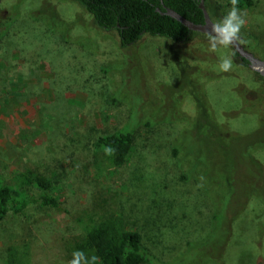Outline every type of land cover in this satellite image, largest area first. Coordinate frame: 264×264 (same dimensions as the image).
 I'll return each mask as SVG.
<instances>
[{
    "label": "rangeland",
    "instance_id": "374dc122",
    "mask_svg": "<svg viewBox=\"0 0 264 264\" xmlns=\"http://www.w3.org/2000/svg\"><path fill=\"white\" fill-rule=\"evenodd\" d=\"M241 11L246 18L241 40L264 59V0ZM7 12L5 28L0 25V182H10L18 171L41 170L51 177V194L60 203H30L0 222V264H6L4 246L22 252L27 264H93L91 254L78 250L75 241L84 226L108 218L137 230L162 262L156 264H264L261 197L253 195L246 202L227 240L221 238L214 246L218 229L211 230L215 210L229 189L227 159L224 152H212L213 147L222 148L211 141H251L262 108L249 100L264 88V79L233 57L232 48L210 52L205 35L197 31L178 44L144 34L124 50L116 30L98 27L72 0H0V18ZM211 19L217 20L213 15ZM175 50L192 68L214 73L199 82L204 83L213 116L236 139L208 137L206 127L192 131L196 108L187 96L180 120L135 130L133 149L123 165H109L101 153H91L84 141L118 126L127 116L124 102L114 106L107 100L112 90L109 75L119 79L121 70L126 75L133 72L127 87L133 98L138 83L145 80L146 105L161 114L177 91L171 58ZM225 54L233 59L229 72L218 70ZM126 56L129 60L120 71L100 69L102 63L118 64ZM188 153L192 154L186 158L201 162L205 170L194 165L191 170L185 162L179 166ZM252 155L264 166V148L253 149ZM203 170L209 171L210 181L212 176L221 182L203 183L197 176ZM209 231L210 238L203 239ZM187 241L199 244L182 254Z\"/></svg>",
    "mask_w": 264,
    "mask_h": 264
},
{
    "label": "trees",
    "instance_id": "16d2710c",
    "mask_svg": "<svg viewBox=\"0 0 264 264\" xmlns=\"http://www.w3.org/2000/svg\"><path fill=\"white\" fill-rule=\"evenodd\" d=\"M76 2L84 11L90 13L94 23L106 30H116L119 46L121 49H129L136 44L144 34L151 36H160L169 39L173 43H184L188 41L193 31L189 30L176 19L166 15L165 7H169L185 18L195 22H203V13L199 7L200 0H72ZM257 0H238L240 9L251 8ZM204 5L210 15L217 20L226 15L225 9L231 7L230 0L220 2L218 0H204ZM157 8L159 10H157ZM56 20L58 16L53 14ZM10 18L9 12L0 18V25L5 28V24ZM59 21V20H58ZM1 32V31H0ZM205 35V34H204ZM245 48L249 49V42L241 40ZM254 41V40H253ZM173 49V48H171ZM250 50V49H249ZM251 51V50H250ZM129 55V54H127ZM130 56V55H129ZM233 57H238L232 51ZM129 57L118 64L102 63L100 69L106 73L115 69L121 70V65ZM171 58L177 71V91L170 95L166 106L162 107V113L153 112L147 107V84L145 80L138 83L139 91L133 98V91H128L127 87L133 80V72L129 75L120 71L119 79L109 75V82L112 90L107 95V100L111 105H119L124 102L127 106V116L118 126L105 131L101 134L84 141L87 149L94 154L101 153L105 161L112 166L123 165L129 153L133 149L134 132L139 127L152 128L162 122H176L181 119L183 109L182 103L185 97L192 98L196 111L192 118V131L201 130L206 127L208 137L225 136L230 140H235V135L231 132H225V128L213 116L212 110L207 102L204 83L199 82L200 77L213 76L214 73L207 68L196 66L192 68L184 55L177 50L172 52ZM239 59V58H238ZM247 65L245 59H239ZM104 62V61H103ZM259 78L264 79L260 74L255 72ZM138 77V76H137ZM170 90H176L170 85ZM168 87V89H169ZM172 91V92H173ZM172 92L170 94H172ZM127 95H126V94ZM131 93V95H130ZM251 95V94H249ZM248 95V96H249ZM249 100L250 104H261V118L258 128L253 132L254 137L251 141H211L214 146L212 152H222L225 155L228 179L226 186H229L224 197L222 206H217L211 226L217 230V238L214 239V246L221 241V238L227 240L231 233L232 221L238 213L244 209L246 202L253 196H259L264 199V166L252 155V150L264 148V88L256 90L254 96ZM166 110V111H165ZM165 116V117H164ZM208 125V126H207ZM210 126V127H209ZM211 130V132H210ZM202 133V131H199ZM210 143V141H205ZM243 143V144H242ZM221 150V151H220ZM210 151L208 150V153ZM192 153H188L179 164L187 163L191 170L196 167H202L201 162L198 164L187 159ZM219 156V154H218ZM80 158L89 160L84 154L80 153ZM191 157V156H190ZM181 162V163H180ZM194 165V166H193ZM180 166V165H179ZM193 166V167H192ZM197 175L200 181H209L213 184L220 183L204 171ZM185 176L181 175V179ZM242 178V179H241ZM210 185V184H209ZM237 186H241L237 190ZM26 189H35L39 191L38 195L26 192ZM53 183L50 176L41 170L25 169L18 171L11 178L10 182H0V222L12 213H19L30 203H38L40 206L58 207L59 197L52 195ZM236 189V191H235ZM215 197V196H214ZM220 197L217 198V201ZM219 215L221 217L219 218ZM223 215V216H222ZM222 220V221H221ZM214 228V229H215ZM209 231L203 239L210 236ZM210 238V237H209ZM197 241H187L186 247L180 253H189L195 250ZM78 250L91 254L93 264H156L162 263L142 242L141 234L127 226L121 224L118 219H106L92 221L84 226L80 237L75 241ZM195 246V247H194ZM213 246V245H212ZM6 264H27L22 252H17L12 246H4ZM210 257V255L208 256ZM214 258V257H210ZM220 259V258H219ZM218 259V260H219ZM212 261V260H211ZM215 261V260H213ZM220 261V260H219ZM216 262V261H215ZM217 264V263H216ZM221 264V263H220Z\"/></svg>",
    "mask_w": 264,
    "mask_h": 264
},
{
    "label": "clouds",
    "instance_id": "9594fccd",
    "mask_svg": "<svg viewBox=\"0 0 264 264\" xmlns=\"http://www.w3.org/2000/svg\"><path fill=\"white\" fill-rule=\"evenodd\" d=\"M231 8L221 19L210 22L205 29V37L209 51L217 52L221 49H229L239 45L241 41V29L246 23L245 14L238 7V0H230ZM233 67L231 55H222L219 58L218 70L229 72Z\"/></svg>",
    "mask_w": 264,
    "mask_h": 264
},
{
    "label": "water",
    "instance_id": "95a60500",
    "mask_svg": "<svg viewBox=\"0 0 264 264\" xmlns=\"http://www.w3.org/2000/svg\"><path fill=\"white\" fill-rule=\"evenodd\" d=\"M199 7L202 10L203 13V22L201 23H195L175 10L165 7V10L163 13L166 15H169L170 17L176 19L180 23H182L184 26H186L191 31H197L202 34L205 33L206 26L210 24V22H213L211 19L205 5L204 0H200ZM157 10H159L157 8ZM232 50L237 54L239 59H245L247 61V65L254 71L260 74L262 77H264V59H261L257 57L252 51L245 48L242 43L232 48Z\"/></svg>",
    "mask_w": 264,
    "mask_h": 264
}]
</instances>
